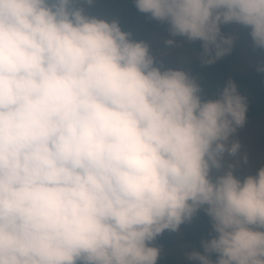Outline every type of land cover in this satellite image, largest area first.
Returning a JSON list of instances; mask_svg holds the SVG:
<instances>
[{
	"label": "clouds",
	"instance_id": "obj_1",
	"mask_svg": "<svg viewBox=\"0 0 264 264\" xmlns=\"http://www.w3.org/2000/svg\"><path fill=\"white\" fill-rule=\"evenodd\" d=\"M100 1L0 0V264H157L162 232L174 264L172 250L264 264V167L224 165L246 120L242 74L215 63L236 50L232 23L264 49V0H134L179 42L162 57L195 45L165 70ZM199 60L224 79L215 98L180 70ZM201 209L203 253L181 247Z\"/></svg>",
	"mask_w": 264,
	"mask_h": 264
},
{
	"label": "trees",
	"instance_id": "obj_2",
	"mask_svg": "<svg viewBox=\"0 0 264 264\" xmlns=\"http://www.w3.org/2000/svg\"><path fill=\"white\" fill-rule=\"evenodd\" d=\"M98 6H106L109 9L106 18L108 19L111 15H114V19L112 20L118 22L122 31L129 32L132 40L143 41L147 45L154 33L160 29L168 28L166 23L154 20L148 14L139 12L134 5V0H101ZM236 56V50L232 47L228 54L215 61L220 77L228 80L229 69L236 61ZM155 63L156 66L160 67L157 60H155ZM180 70L188 73L190 77L199 83L201 95L205 99L215 98L222 87L221 80L224 79H220L215 69L204 65L201 60L195 61L190 70H186L185 68ZM237 80L238 89L241 92L239 93L246 98L247 102L246 118L258 117L264 110V72H260L256 78L239 75ZM234 174L239 177L244 176L240 171H236ZM188 222L191 228L189 233L195 234L197 243L200 246L202 240L209 239L210 234L214 235L210 218L202 209L198 210ZM152 246L160 249L157 264H174L172 256L161 255V252L169 249L170 246V239L165 232L156 237L152 242ZM213 256L215 257L214 254Z\"/></svg>",
	"mask_w": 264,
	"mask_h": 264
},
{
	"label": "rangeland",
	"instance_id": "obj_3",
	"mask_svg": "<svg viewBox=\"0 0 264 264\" xmlns=\"http://www.w3.org/2000/svg\"><path fill=\"white\" fill-rule=\"evenodd\" d=\"M90 6H93V2ZM232 35L233 46L238 52V59L229 71L230 80L232 81L237 74L257 77L261 72L257 70L258 67L263 66L264 49L254 47L249 35V29L242 25L232 23ZM169 39L174 41L172 45L166 44ZM176 44H179V42L176 41V37L170 35L168 30L157 31L151 37L150 54L154 59H157L161 70L177 69L179 64H181L179 67L181 68L185 63L197 56L194 51L195 45L191 43L188 46H181L171 56H161L166 51V46L172 48ZM231 139L239 142L240 150L235 157L225 156V167L228 164H232L234 165V172L240 171L244 176L255 175L259 168L264 167V110L258 117L246 118L244 125L237 129ZM181 247L203 253V249L196 246L193 234ZM171 253L175 257L176 264H198L197 261L185 259L181 254L173 250ZM212 259L214 260L215 258L212 257Z\"/></svg>",
	"mask_w": 264,
	"mask_h": 264
}]
</instances>
